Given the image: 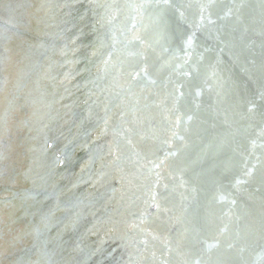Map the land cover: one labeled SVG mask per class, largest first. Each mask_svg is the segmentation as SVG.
I'll use <instances>...</instances> for the list:
<instances>
[{"label": "water", "instance_id": "obj_1", "mask_svg": "<svg viewBox=\"0 0 264 264\" xmlns=\"http://www.w3.org/2000/svg\"><path fill=\"white\" fill-rule=\"evenodd\" d=\"M0 264H264V0H0Z\"/></svg>", "mask_w": 264, "mask_h": 264}]
</instances>
